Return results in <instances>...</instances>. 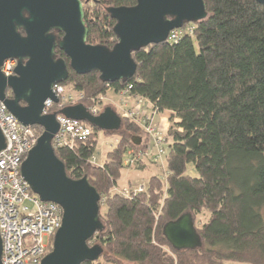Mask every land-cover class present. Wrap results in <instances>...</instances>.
<instances>
[{
	"label": "trees",
	"instance_id": "16d2710c",
	"mask_svg": "<svg viewBox=\"0 0 264 264\" xmlns=\"http://www.w3.org/2000/svg\"><path fill=\"white\" fill-rule=\"evenodd\" d=\"M82 2L86 43L112 48L115 21L107 9L132 7L136 0ZM203 2L207 15L190 25L191 36L131 54L137 68L127 81L104 83L97 72L77 75L67 57L54 51L67 65L61 85L81 93L86 108L109 90L130 85V96L146 99L171 122L165 184L151 176L146 192L129 197L112 191L127 149L139 152L149 142L137 122L121 118L119 130L102 132L120 138L102 166L90 162L97 144L91 137L99 130L86 123L92 133L85 141L54 148L66 175L86 178L104 208V230L88 241L103 253L81 264H264V6L255 0ZM184 213L192 214L202 245L175 251L162 228ZM202 213L208 216L197 227Z\"/></svg>",
	"mask_w": 264,
	"mask_h": 264
},
{
	"label": "water",
	"instance_id": "95a60500",
	"mask_svg": "<svg viewBox=\"0 0 264 264\" xmlns=\"http://www.w3.org/2000/svg\"><path fill=\"white\" fill-rule=\"evenodd\" d=\"M255 1L264 6V0ZM107 11L115 21L116 43L110 49L86 43L88 31L81 0H0V101L20 124L41 130L21 163L20 173L41 202L57 204L63 212L52 249L41 264L95 262L103 253L99 245L88 243L104 230L99 217L100 195L86 178L73 180L66 175L52 146L58 122L54 114L42 115L46 100L57 102L52 87L66 82L68 77L67 65L63 59L55 58V49L67 57L70 69L77 75L97 72L104 83L127 81L136 73L133 52L164 43L171 31L195 24L207 15L203 0H136L132 7ZM6 60L16 61L10 77L1 73ZM8 91L11 99L7 98ZM59 113L101 132H115L122 124L121 117L110 107L97 116L82 104L67 106ZM139 142L138 139L136 144ZM4 147L0 131V151ZM162 234L175 251L202 245L190 213L167 222ZM1 253L0 240V264Z\"/></svg>",
	"mask_w": 264,
	"mask_h": 264
},
{
	"label": "built area",
	"instance_id": "2783aa9c",
	"mask_svg": "<svg viewBox=\"0 0 264 264\" xmlns=\"http://www.w3.org/2000/svg\"><path fill=\"white\" fill-rule=\"evenodd\" d=\"M190 25L169 33L166 42L176 43L184 35H192ZM15 60H6L1 73L5 77L14 75ZM131 86L118 91L121 99L122 118L138 123L148 136L150 146L144 151L134 152L128 148L124 166H133L149 156L154 149L156 160L166 156L167 141L161 137V128L154 124L157 111L144 98L130 96ZM52 91L57 98L44 102L42 115L54 114L59 125L52 139L53 148L72 149L76 142H83L91 135V129L84 122L65 118L59 112L80 103L83 95L67 91L61 84L54 85ZM101 99V96L99 97ZM132 103L131 106H128ZM89 113L97 116L99 109L89 108ZM0 131L5 139V147L0 151V240L2 245V264H41V260L51 251L56 231L61 226L62 209L50 202H41L34 195L21 176V163L36 144L38 134L32 126H23L11 115L0 101ZM94 164L95 156L90 158ZM142 189H139L141 191Z\"/></svg>",
	"mask_w": 264,
	"mask_h": 264
},
{
	"label": "rangeland",
	"instance_id": "374dc122",
	"mask_svg": "<svg viewBox=\"0 0 264 264\" xmlns=\"http://www.w3.org/2000/svg\"><path fill=\"white\" fill-rule=\"evenodd\" d=\"M85 2H89V0H85ZM186 25H193V24H185L184 26ZM66 90L71 91L69 87H67ZM88 102L89 103L86 104L88 106L87 108L88 110L91 107H96L97 109H99V114H100L105 107H110L114 111H116L118 115L122 118L121 116L122 106L120 105L121 103L120 97H118L117 100H111L108 96L104 95V96H101V99L98 98V100H93V101H88ZM79 104H82V101H80ZM154 119H155V116H154ZM168 123L170 124L171 122H169L168 120ZM154 124H156L155 121H154ZM168 128L166 129V131L168 130ZM166 131L161 130V137L164 138L165 140H166V137H165ZM91 140L97 141L95 151H94L95 162L93 165L102 166L105 161L106 154L112 151L116 147V145L120 141V138L117 136V134H105L100 131H93V136L91 137ZM144 150L145 149L141 151H144ZM148 152H149L148 157H144L142 160H140L138 163L135 164V165L137 164L139 165L140 163H143V161H145L147 163V166H144V167H147V169L145 171L140 172L144 167H140L139 169L134 168V165L130 166L131 168L123 167L122 176L117 182L118 184L113 189L112 193L115 192L124 197H129L131 193L146 192L147 183H148L149 177L151 176L160 177L161 179H163L162 182L165 184V174H166L165 159H163L162 161L158 159L156 160L155 158L156 152L154 149L148 150ZM188 169L189 170L187 174L188 175L191 174V176H193L194 172L191 171L190 167ZM126 170H130L129 172H127V175H126ZM139 189H142V190L139 191ZM103 211H104V208L102 207L100 212L103 213ZM207 216L208 214L206 215L205 213L198 215L197 220H196L197 227H201V225L205 223Z\"/></svg>",
	"mask_w": 264,
	"mask_h": 264
},
{
	"label": "crops",
	"instance_id": "0c3cea01",
	"mask_svg": "<svg viewBox=\"0 0 264 264\" xmlns=\"http://www.w3.org/2000/svg\"><path fill=\"white\" fill-rule=\"evenodd\" d=\"M106 96H108L111 100H117L119 95L118 93L114 92L113 90H109L107 93H106ZM128 106H131V103L128 105ZM116 112V111H115ZM117 113V112H116ZM118 114V113H117ZM156 125L158 127H160L162 130L166 131V129L168 128L169 126V123H168V114L167 113H157L155 115V119H154ZM174 122H178L176 119H174ZM150 141L148 142V144L145 146V150L147 149L148 146H150ZM126 158V156H125ZM124 166V165H123ZM144 166H147V163L145 161H143V163H140L139 165H134V168H137L139 169L140 167H144ZM125 168L126 167H129L131 168L130 166H124ZM142 169V168H141ZM147 169V167H144L140 172L142 171H145ZM189 170V169H188ZM130 170H126V175H127V172H129ZM192 171V169H191ZM123 172V169L121 170V174ZM152 175V174H151ZM191 175V174H190ZM227 264H237V263H227Z\"/></svg>",
	"mask_w": 264,
	"mask_h": 264
},
{
	"label": "flooded vegetation",
	"instance_id": "af4514ba",
	"mask_svg": "<svg viewBox=\"0 0 264 264\" xmlns=\"http://www.w3.org/2000/svg\"><path fill=\"white\" fill-rule=\"evenodd\" d=\"M6 95H7V98H9V99L12 98V93H11L10 91H8V92L6 93Z\"/></svg>",
	"mask_w": 264,
	"mask_h": 264
}]
</instances>
